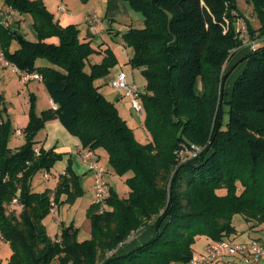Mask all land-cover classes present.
Returning <instances> with one entry per match:
<instances>
[{
    "label": "trees",
    "instance_id": "16d2710c",
    "mask_svg": "<svg viewBox=\"0 0 264 264\" xmlns=\"http://www.w3.org/2000/svg\"><path fill=\"white\" fill-rule=\"evenodd\" d=\"M125 1L145 21L123 40L134 53L129 65L146 79L139 94L151 136L146 144L101 92L99 82L118 64L114 52L95 50L81 39L77 25L63 26L43 2L6 0L19 15L32 16L37 34L36 41L26 40L0 20L6 57L22 72L40 75L57 106L37 115L36 97L30 96L25 144L18 150L10 147L16 130L2 116L0 234L11 249L9 264H189L199 236L218 242L238 233L237 215L250 230H264V45L240 60L246 66L228 102V122L223 120L225 64L243 48L236 24L244 20L250 37L263 39L264 0H245L259 29L240 12L239 0ZM14 41L18 46L12 50ZM96 54L103 60L93 64ZM39 60L48 65L38 66ZM53 120L77 137L82 149L106 151L119 177L132 174L126 179L128 198L111 187L105 200L110 210L100 204L88 209L90 240L79 241V230L63 223L60 240H53L44 223L54 206L85 193L71 163L54 189H33L37 174L50 172L63 158L54 149L36 152L37 135ZM191 145L205 150L184 162L180 153ZM14 201L20 215L7 210ZM112 224L116 229L107 239L105 227ZM150 229L149 241L123 252L133 234Z\"/></svg>",
    "mask_w": 264,
    "mask_h": 264
},
{
    "label": "rangeland",
    "instance_id": "374dc122",
    "mask_svg": "<svg viewBox=\"0 0 264 264\" xmlns=\"http://www.w3.org/2000/svg\"><path fill=\"white\" fill-rule=\"evenodd\" d=\"M34 2H43L46 8L52 13L57 16L58 6L60 5H70V1L67 0V3H63L62 0H32ZM77 5V12L86 17V15L91 11H96L99 17L104 22V25H108L109 29L112 30L113 36H110L106 32L105 40L111 45L113 50L122 49L121 47V39L122 34L127 32L129 28V24L132 23V20L139 21L142 19L143 24L145 26L144 17L141 13L132 9L128 2L125 0L122 3H117V1H111L110 10L107 7V0L99 1V0H75ZM104 2V3H103ZM239 10L243 14V16L251 23V25L255 29L260 28V22L257 16L254 13L253 6L248 4L245 0H239L238 2ZM74 8V7H73ZM8 9L6 5V0H0V14ZM107 12V16H106ZM12 18V19H11ZM10 20H5L2 16H0V20L5 21L6 27H10L14 29L16 32H19L21 35H24L26 40L34 41L37 40V34L33 26V18L31 15H23V21L20 18L19 14H12ZM80 19V21L83 20ZM239 34L248 33V40H241L243 41V48L240 55L236 54L233 58V61L229 60L225 64V71L228 70L227 78L224 83V106H223V120L225 123L228 122V111L229 105L228 102L232 98L233 88L236 79L241 74L243 69L245 68V62H240V60L245 57L248 53L251 52L252 46L258 42L256 39H252L249 34V30L247 24L244 20H239L236 24ZM144 28V27H143ZM81 30V28L79 29ZM81 32V31H80ZM258 37L257 35L255 38ZM101 38V37H100ZM57 40L54 39V42ZM96 45V43L94 42ZM261 45H264V38L260 41ZM18 46L17 41H14L12 44L11 49L14 50ZM111 49V48H110ZM111 49V50H112ZM124 50H122L123 52ZM133 52L131 50V56ZM231 58V59H232ZM129 60V59H128ZM128 60H124L123 57V68L124 71L127 73H132L136 71L137 76V84L139 88V92L144 91L143 83L145 79L142 76V72L140 69H134L127 63ZM231 62V63H230ZM48 63L44 60L38 62V66H45ZM126 75V74H125ZM29 89L35 92L36 94V113L40 115L43 110L47 109L48 107V96L47 92L42 85L37 84L36 82L32 83L29 86ZM0 90L3 92L5 96V105L1 104L0 109L4 110L5 106L8 108L7 117L11 120L13 127L22 129L23 127L27 126L30 120V107L26 106V100L28 101V94L26 93L28 88L23 86L21 82V78L18 75L13 74L11 71H7L4 73H0ZM104 90V91H102ZM101 91L106 95L107 87L101 88ZM122 105L118 109L120 116L128 120L129 126L133 130L135 137L138 141L143 144L148 143L151 140V136L149 132L146 130L144 126L145 120V112L141 115L138 111H136L132 107L131 100L123 95L122 98ZM4 116V115H3ZM6 117V118H7ZM45 129V128H44ZM15 134L11 137V141L14 139ZM13 145V144H12ZM38 149V148H37ZM49 150V149H48ZM100 165L106 170V180L109 187H113L114 191L119 195L121 198H128L129 196V187L126 183V179L130 178L132 174H128L125 177H119L113 168L110 165L108 153L102 149H100ZM63 158L58 161L55 166L53 167L51 173L46 171H42L37 174L33 181V189L36 192L45 191L47 188L55 187V182L59 181L60 173L63 172L61 168L66 163L65 171L68 168L69 164L73 163L70 159L71 156L67 154L62 155ZM64 158H66L64 160ZM64 161V162H63ZM79 166V165H78ZM89 170L88 166L85 165L83 162L80 164V174H81V182L84 189V195L79 197L73 203H67L62 205L61 207L55 206L52 210V213L46 218L45 225L47 227L48 233L53 240H60V235L62 232L61 224L63 223L65 226L74 225L78 230V239L79 241L90 240L92 237L91 233V225L90 221L87 217L88 209L94 204L95 194H94V180L93 174H85L84 169ZM74 170V169H73ZM242 191V187L239 184V192ZM220 195L225 193L224 190L218 191ZM65 200V197L63 198ZM103 210H110L106 205H103ZM9 213H16V215H20L22 208L14 201L11 205L7 207ZM233 224L236 227L238 233L234 235L231 239L237 242H246L252 238L260 239L264 243V230L258 229L257 231L250 230V226L246 223L242 216L237 215L234 217ZM116 229L115 224L105 227V233L107 235V239L109 235L112 234ZM254 229V228H251ZM147 232V231H146ZM133 234L129 240L128 244L137 243V246L142 245V242L139 238L144 234ZM209 238L205 236H199L196 239L195 249L196 252H203L206 246L211 243ZM102 250H98L99 257L102 256ZM11 257V249L9 244L6 243L2 236H0V264H9V260ZM100 262V260H99ZM53 264H60L59 260H55Z\"/></svg>",
    "mask_w": 264,
    "mask_h": 264
},
{
    "label": "crops",
    "instance_id": "0c3cea01",
    "mask_svg": "<svg viewBox=\"0 0 264 264\" xmlns=\"http://www.w3.org/2000/svg\"><path fill=\"white\" fill-rule=\"evenodd\" d=\"M62 1H63V3H67V0H62ZM99 1H103V0H99ZM111 1H114V0H107V7H108L109 10H110ZM115 1H117V3H122V1H124V0H115ZM75 5H77L76 1L75 0H72V1H70V5L67 4L66 6L65 5L58 6V12L56 13L57 16H55V14H53L55 20L56 21H59L63 26H67V25H70V24L77 25L79 29L81 28V30H80L81 31V34H80L81 39L90 41L91 44H92V47L95 50H98L99 51V50H105V49H108V48L109 49L110 48L112 49L111 45L104 38L106 32L108 34H110V36H113V32H112V30L109 29L108 25H104V22L102 21L101 26H99L98 28L93 29L91 27L90 17L93 14H97L98 15V13L93 10V11L89 12L86 15L85 18H83V16H81V14L77 12V8L75 7ZM61 7H63L64 10H61L60 9ZM15 14H18V13H15ZM106 16H107V12H106ZM20 18H21L22 21L24 20L23 19V15H20ZM82 18H83V20L79 22V20L82 19ZM128 27L129 28L127 29V31L129 29H131V28L143 29V27H145V26L143 24L142 19H139V21L132 20V23L129 24ZM125 33L126 32H124L123 34H125ZM123 34H122V38H123ZM34 41H36V40H34ZM260 41H258V46L261 45L260 44ZM94 42L96 43V45L94 44ZM121 47H122V49H119V50H113L112 49V51L114 52V54L116 55V57L118 59V64L113 69H111L110 75L106 79L101 80L99 82V85L101 86V88H103L105 86L107 87L106 95L102 92L104 90H102L101 92L107 97V99L109 101H111L112 103L115 104V106L117 107V109H119L121 107L122 103H123L122 98H123L124 93L123 92H119V91L113 89L110 86L111 80L114 79L116 77V75H118L119 73H124V74H126V78H127L128 82L131 83V84H135L138 87L136 71H134L132 73H128V72L126 73L124 71V68H123V65H122L123 57H124V60H128L129 59L128 61H130L132 59L134 53L131 56V50L132 49L126 46V44H125V42H124L123 39H121ZM122 50H124V51L122 52ZM132 52H133V50H132ZM240 52L241 51L237 52L236 54H239L240 55L241 54ZM102 60H103V55L96 54V55H93L91 57V63H93V64L101 63ZM39 61H42V60H39ZM39 61H37V65H38V62ZM232 61H233V58L231 59V62ZM127 64L129 65V63H127ZM45 66H47V65H45ZM7 71L8 70H0V73H4V72H7ZM21 82H22L23 86H26L28 88V90L26 92L28 94V101L26 100V106L27 107H30V96L31 95H34L36 97V94H35V92H33L32 90L29 89V86L32 83H34V82H36L39 85H42L43 87H44V85H43L42 82H39V81H28V82H25V81H23L21 79ZM143 87L145 89V87H146V79H145V81L143 83ZM44 89H45V87H44ZM143 92H141V93H143ZM46 94L48 96V107L45 110H48V109H51V108H54L55 109V107H54L55 104L53 103V101L50 98L49 94L48 93H46ZM0 97L3 98L2 104L5 105V96H4V94H3V92L1 90H0ZM4 111L6 112V114L4 113V117H7V112H8L7 106H5ZM125 121L129 125L128 120H125ZM25 127H23L22 129L15 128L14 127L15 130H16V132H15L14 139L10 143V147L13 150H18L21 146H23L25 144V138H24V133H23V130H24ZM36 141L39 142V144L37 145V148L38 149H40V148H44L45 150L54 149L57 153L70 155L71 156L70 159L72 160L73 169H74L75 173L79 177L81 176L80 171L82 169L80 170V164L83 162V160L81 158V153L83 152L84 149H82V145H81L80 140L77 137L72 136L65 129V127L59 122V120H53V121L48 122L46 124L45 129H43L37 135ZM95 154L97 156V160L100 163V159H101L100 150L96 151ZM65 159L66 158H64V160ZM65 167H66V163L61 168V170H63V172L60 173V176L65 173ZM51 171L48 172V173H51ZM84 173L85 174H89V173L90 174H93L89 170H87L86 168L84 169ZM57 183H58V180L55 182V184L57 185ZM56 185H55V187H56ZM55 187H53V188H47V189H54ZM152 237H153V230L150 229L147 232H145L144 234H142V236L139 238V240L142 243H145V242L149 241ZM136 242L133 243V244H128L124 248V251L123 252H128V251L134 249L135 247H137V243Z\"/></svg>",
    "mask_w": 264,
    "mask_h": 264
},
{
    "label": "built area",
    "instance_id": "2783aa9c",
    "mask_svg": "<svg viewBox=\"0 0 264 264\" xmlns=\"http://www.w3.org/2000/svg\"><path fill=\"white\" fill-rule=\"evenodd\" d=\"M64 10L63 7L60 8ZM17 12L8 8L0 14L5 20H9L12 14ZM6 25L5 21H2ZM90 24L93 29L98 28L102 24V19L93 14L90 17ZM240 32V31H239ZM242 40H248V33L240 35ZM245 40V41H246ZM258 47L257 43L252 46V49ZM0 70H9L13 74L20 76L25 81H39L42 82V77L38 74H30L22 72L14 63L10 62L6 57V52L0 41ZM110 86L123 92L126 97L131 100L132 107L141 115L144 113V107L140 99V92L135 84L128 82L124 73H119L111 80ZM55 109L57 108L54 105ZM2 111L0 109V125L2 124ZM205 147L191 145L181 151L180 155L182 161L196 159L204 152ZM36 152L39 149L36 148ZM83 162L88 166L89 171L93 173L94 179V204L105 205V200L109 197L110 187L106 180V170L99 164L97 156L93 151L83 150L81 153ZM55 207V206H54ZM1 236V234H0ZM189 264H264V243L257 238H252L246 242H237L233 239H227L218 242L209 243L203 252L195 253Z\"/></svg>",
    "mask_w": 264,
    "mask_h": 264
},
{
    "label": "water",
    "instance_id": "95a60500",
    "mask_svg": "<svg viewBox=\"0 0 264 264\" xmlns=\"http://www.w3.org/2000/svg\"><path fill=\"white\" fill-rule=\"evenodd\" d=\"M18 38H19V41H21V40H22L20 36H19Z\"/></svg>",
    "mask_w": 264,
    "mask_h": 264
}]
</instances>
